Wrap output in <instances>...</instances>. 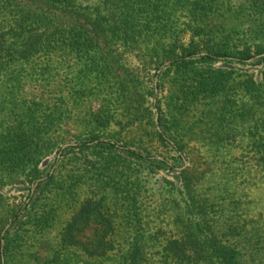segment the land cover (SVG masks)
<instances>
[{
  "label": "trees",
  "instance_id": "16d2710c",
  "mask_svg": "<svg viewBox=\"0 0 264 264\" xmlns=\"http://www.w3.org/2000/svg\"><path fill=\"white\" fill-rule=\"evenodd\" d=\"M131 51L142 56L144 71L127 61ZM263 55L264 0H99L92 6L76 0H0V83L13 100L12 126L0 132V173L23 175L18 182L28 185L46 177L11 212L0 209V264L3 257L13 264L26 246L39 251L62 209L69 217L57 250L44 264H245V243L236 237L246 225L236 214L215 228L202 223L207 204L196 202L199 178L191 170L181 171L183 188L187 211L201 216L199 222L165 242L145 233V239L127 236L126 249L119 240L121 216L115 219L107 197H84L82 187L112 189L128 213L126 230L138 232V197L144 190L139 174L145 168L154 173L176 168L190 134L181 119L194 112L213 117L207 134L194 139L199 135L211 150L243 134L252 138L255 159L264 168ZM166 61L170 65L158 73ZM57 62L68 64L69 76L74 71L72 80L49 78ZM247 66L263 67L257 76L241 71ZM151 67L154 72L146 74ZM141 73L148 75V87ZM89 98L102 100L89 114L91 130L75 145L58 148L53 134L69 107ZM112 112L138 132H112ZM55 147L56 155L45 163ZM73 157L78 158L73 174H64ZM173 159L177 164L170 166ZM57 191L58 202H49ZM92 227L90 240L83 242L79 235ZM257 235L263 243L251 248L256 261L264 258L255 254L256 247L264 252V237ZM38 251L24 259L35 260Z\"/></svg>",
  "mask_w": 264,
  "mask_h": 264
},
{
  "label": "rangeland",
  "instance_id": "374dc122",
  "mask_svg": "<svg viewBox=\"0 0 264 264\" xmlns=\"http://www.w3.org/2000/svg\"><path fill=\"white\" fill-rule=\"evenodd\" d=\"M99 0H76L77 4L93 5ZM126 59L137 71H144V65L141 61L142 56L138 51H131L126 53ZM258 57L251 60V63L256 62ZM67 65L65 63H58L55 65L57 72L51 71L48 75L50 79L56 78H74V71L70 73L67 71ZM170 65V61L164 62L157 70L161 73L167 66ZM44 66V65H43ZM43 66L39 65L38 69ZM263 66H247L241 69L244 72H250L258 76V72ZM242 68V67H241ZM155 67L146 68V74L153 73ZM63 71L67 74L65 76ZM142 74V73H141ZM147 77H141L145 81L147 87L149 86L148 75L142 74ZM55 76V77H54ZM157 81V80H156ZM155 81V85H156ZM1 82V81H0ZM45 83L49 84L47 81ZM158 82V81H157ZM9 88L1 86L0 83V132H6V126H12L10 124V115L12 112V102L10 98H6L4 93H7ZM159 91V90H158ZM158 93V92H157ZM101 98H90L86 101H80L79 104L69 107V116L64 124L53 134V142L58 148L65 149L69 146L76 144V139L85 136V134L91 130L90 119L93 121V117H90V112H96L101 107ZM119 112H112V132H121L122 134L128 132L131 135L138 132L137 127L127 126L128 121L125 117L119 115ZM158 113L155 114V122L157 124ZM115 118V119H114ZM212 116L206 115L202 117V114H196L195 112L186 117L185 120L181 119V128H190V134L187 137L189 141L186 146V152L182 155V161L176 166L174 170H162L159 173L151 172L150 169H143L139 174L141 183L143 185V195L138 197V218L139 229L138 232H129L126 230L128 225L127 212L120 209L122 205L118 202V198H115V194L112 189L105 190L103 188H96L91 186H83L84 197L101 198L107 197L108 204L112 209V212L116 217L121 216L119 222L120 226V243L123 248L128 247L127 236L133 241L137 236L145 239L152 238L157 242H165V238L171 236L182 235L186 227L191 223L199 222L200 217L195 213L189 214L187 206L189 205V199L183 188V180L181 171L191 170L199 178L198 193L199 197L196 202L204 201L207 204L205 218L201 220L202 223L207 222L212 228L218 225H223L222 221L227 218L228 215L233 214L239 218L236 221H240L239 224L246 225V232L243 231L240 238L245 243V253L243 255V261L245 264H256L261 261L264 264V258H257L252 254L251 248L254 245H261L263 241L261 237L257 235V232L261 233L264 237V168L259 165L255 159V152L252 150V138L245 137L241 134L236 140L231 141L228 144L220 147L216 146L210 150V144L205 140L194 139V134L206 133L210 129V120ZM2 122H4L2 124ZM118 122H122L121 125ZM185 123V124H184ZM159 131V130H158ZM142 131L140 130V133ZM191 136V137H190ZM190 137V138H189ZM137 138V135H135ZM55 147L49 151V155L44 162L50 163L57 152ZM164 151V150H163ZM162 151V152H163ZM164 153V152H163ZM165 154V153H164ZM172 156V155H170ZM60 155L57 154V158L60 159ZM90 160H94L90 157ZM159 160H164L162 157H158ZM77 157L70 159L68 169L64 171V174H73L72 167L75 165ZM170 166H175L177 163L168 160ZM179 171L177 172L176 170ZM54 171V170H53ZM23 175H10L8 173H0V209L6 214L12 211L14 206L20 205L27 200L29 193L35 192L38 184L41 180H45L46 177L37 180L33 185L19 183L24 180ZM19 181V182H18ZM171 183V184H170ZM58 191L49 196V202H58ZM59 221L51 229L46 238L43 239L41 247L29 248L26 246L24 250L14 257L13 264H44L51 256L54 250L58 248L61 230L63 223L68 219L65 209L59 211ZM222 217V218H221ZM232 222L231 220H225ZM11 224H7L2 238L5 235V231L9 229ZM144 227V229H143ZM253 232L256 235L251 238L249 233ZM94 233V228L88 229L79 235V238L83 242H88L90 237ZM145 233V236H144ZM1 240V247H2ZM5 244V243H4ZM152 244V243H151ZM158 244V243H157ZM4 248V246H3ZM151 252L157 251L156 247L150 248ZM256 247V256L260 255L264 257V252L258 253ZM37 253V258L30 260L24 259L28 253ZM4 258V257H3ZM5 264V260L3 262Z\"/></svg>",
  "mask_w": 264,
  "mask_h": 264
},
{
  "label": "water",
  "instance_id": "95a60500",
  "mask_svg": "<svg viewBox=\"0 0 264 264\" xmlns=\"http://www.w3.org/2000/svg\"><path fill=\"white\" fill-rule=\"evenodd\" d=\"M264 56V55H263ZM253 60V59H252ZM155 92H156V94H157V92H158V88H157V81H156V85H155ZM157 120V124H158V118L156 119ZM3 246H4V241H2V248H3ZM3 262H4V258H3Z\"/></svg>",
  "mask_w": 264,
  "mask_h": 264
}]
</instances>
